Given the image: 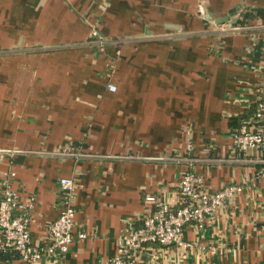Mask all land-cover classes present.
Returning <instances> with one entry per match:
<instances>
[{
    "label": "crops",
    "instance_id": "obj_1",
    "mask_svg": "<svg viewBox=\"0 0 264 264\" xmlns=\"http://www.w3.org/2000/svg\"><path fill=\"white\" fill-rule=\"evenodd\" d=\"M263 95L264 0H0V149L19 150L0 156V179L12 169L35 195L39 244L71 178L86 234L49 264L109 260L144 197L176 204L187 171L242 190L203 230L186 226L192 248L143 243L132 264H264V150L244 160L235 147ZM0 264L22 262L8 250Z\"/></svg>",
    "mask_w": 264,
    "mask_h": 264
},
{
    "label": "built area",
    "instance_id": "obj_2",
    "mask_svg": "<svg viewBox=\"0 0 264 264\" xmlns=\"http://www.w3.org/2000/svg\"><path fill=\"white\" fill-rule=\"evenodd\" d=\"M90 33L93 43L102 49L104 41L97 24L91 27ZM106 87L110 91L116 88L113 82H108ZM235 145L244 160L253 151L264 150V95L255 102L253 114L241 121L235 134ZM15 152L19 150L0 149V156L5 154L11 157ZM260 175L264 177V169ZM14 177L15 172L9 169L0 179V250L17 252L22 264H49L47 258H61L68 252L74 236L79 239L86 237L84 232L74 231L73 180L65 176L59 178V212L46 226V241L35 244L29 221L36 198L33 194L23 195L14 189ZM176 187V204L163 200L157 194L144 197L146 206L141 213L140 226L118 241L116 252L103 264H132L128 258L131 250L139 249L148 242L175 246L180 250L192 248L194 242L184 237L186 226L192 225L198 231L203 230L209 216L242 190L236 184L208 190L204 177L194 171L184 172Z\"/></svg>",
    "mask_w": 264,
    "mask_h": 264
},
{
    "label": "trees",
    "instance_id": "obj_3",
    "mask_svg": "<svg viewBox=\"0 0 264 264\" xmlns=\"http://www.w3.org/2000/svg\"><path fill=\"white\" fill-rule=\"evenodd\" d=\"M4 252H5V251H1V250H0V255H1L2 253H4Z\"/></svg>",
    "mask_w": 264,
    "mask_h": 264
}]
</instances>
